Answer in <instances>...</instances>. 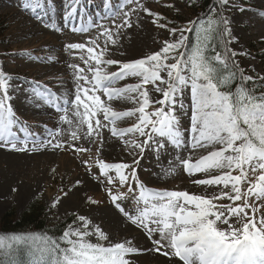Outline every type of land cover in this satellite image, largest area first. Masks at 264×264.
Returning a JSON list of instances; mask_svg holds the SVG:
<instances>
[{
	"label": "rangeland",
	"instance_id": "rangeland-1",
	"mask_svg": "<svg viewBox=\"0 0 264 264\" xmlns=\"http://www.w3.org/2000/svg\"><path fill=\"white\" fill-rule=\"evenodd\" d=\"M108 1L109 4L106 5L107 0H79L75 4L73 0H42L44 6L33 13L23 7L24 0H0V23L4 22L5 25L0 32V71L13 78L8 82V103L18 121L15 125L18 137L21 141L26 140L29 147L26 152L0 148V216L13 209L19 217L31 202L39 200L47 208L48 225H55L75 216L76 221L65 231L69 228H82L83 224L77 217H85L90 221L88 230L99 226L108 235L110 242L132 241L131 246L138 251L127 257L130 264H181L176 258L168 259L149 251L154 247L152 240L160 239L159 234H154L149 239L145 231L133 225L119 211L108 191L111 189L112 194H125L126 198L118 201V204L126 213L134 216L138 208L137 197L141 192V184L148 190L186 191L202 196H212L222 190L193 183L194 180L205 179L209 175H220L221 170L210 174L189 175L183 163L185 160L195 163L220 147L191 146L190 89L184 87L176 98L175 115L182 140L180 146L165 143L161 148L158 143H151L145 145L141 152L125 141L141 143L146 137L131 133L124 137L113 136L112 124L103 120L102 116L99 118L105 126L98 130L99 135L94 134L93 139H88L85 135L87 126H82L79 118L73 114L75 108L72 103L76 89L81 85L89 86L85 81L77 79V69L72 66L83 69L82 75L90 80L92 73L84 62L88 54L86 51L70 50L66 46L80 43L86 47H95L97 54L105 52L104 59L121 63L145 58L159 52L165 41H175L177 37L170 36L169 29L191 28L198 19L200 11L195 14L194 10L201 4V0H139L147 9L164 17L156 24L153 23L154 17L148 16L136 0ZM217 2L214 14L221 13L228 21L224 25L230 30L226 35L228 51L236 53L235 63L245 76L263 82L260 78L264 77V69L259 57H264V0H228L227 5L221 4L220 0ZM70 4L76 8V12L66 21L64 17ZM97 4L100 7L106 6L104 11L107 9L109 13H97ZM85 5L92 9L87 12V8L85 11L83 8L81 12L79 7ZM94 6L96 8L93 9ZM125 21L131 23L132 27L129 28ZM141 23L147 29V45L140 41L126 42L131 29L137 28ZM158 24H165L167 27L160 28ZM50 25H55V28ZM73 28L85 30L74 32ZM105 29L111 32L116 43H111L107 36L101 35ZM92 41H96V45ZM82 56L84 59H81ZM128 58L134 60L130 61ZM89 63L95 67L94 60ZM101 67L106 68L108 73L119 71L118 65ZM138 82V78L129 77L117 81L113 86L122 88ZM147 87L152 101L162 99L161 95L153 91L152 85ZM36 91L47 98L40 99L35 95ZM261 92H264V85L261 86ZM102 99L117 112L134 110L138 106L130 100L108 101L104 96ZM180 103H183L182 108L179 107ZM153 110L154 108L148 109ZM65 115L72 121L71 124L64 122L62 117ZM136 122L137 117H127L116 121L115 127L124 129ZM73 132H76L79 139H73ZM49 140L52 144H61L62 148L53 149L51 144H47ZM76 148L90 150L77 152ZM134 159L139 161L134 164L136 180L130 179L128 185L124 186L118 180L109 185L98 166L99 161L133 164ZM236 174L238 173L233 172V175ZM109 175L115 177L116 174L110 171ZM250 178L254 182L251 172ZM129 185L133 188L132 192L128 190ZM247 188L248 184L242 183V192L247 191ZM90 200L96 203H90ZM56 201L58 203L53 207ZM222 203L231 202L226 200ZM236 203L242 205L243 200ZM249 203L260 207L264 205V200L257 202L253 197L249 199ZM258 215H264V208H261ZM232 223L235 224V220ZM88 239L97 243L95 236ZM103 243L107 244L108 241Z\"/></svg>",
	"mask_w": 264,
	"mask_h": 264
},
{
	"label": "snow or ice",
	"instance_id": "snow-or-ice-1",
	"mask_svg": "<svg viewBox=\"0 0 264 264\" xmlns=\"http://www.w3.org/2000/svg\"><path fill=\"white\" fill-rule=\"evenodd\" d=\"M136 2L148 16L154 17V24L164 19L140 4L139 0ZM73 3H79V0H73ZM220 3L227 5L228 0H220ZM43 6L42 0L23 2V7L33 13ZM75 12L76 8L70 4L64 19L69 20ZM218 16L219 21L212 19L205 26L200 45L189 55L183 49L187 41L185 33L191 31V28L169 29L170 36L177 37L175 41H165L159 52L131 62L106 60L104 51L97 54L95 47H86L85 44L67 45L70 50L87 52L88 58L84 59L82 56L81 59H84L92 73L89 80L82 75L83 69L72 66L77 69V79L89 85H81L76 89L72 102L75 108L73 114L79 118L82 126H87L85 135L88 139H93L94 134L99 135L98 130L105 126L99 118L102 116L103 120L112 124L113 136L124 137L131 133L146 137L141 143L125 141L141 152L145 145L151 143H158L161 148L165 143L180 146L182 140L175 115L176 98L184 87L189 88L192 112L189 131L193 140L191 146L220 147L195 163L190 160L183 163L189 175L210 174L221 170L220 175H209L208 178L194 180L193 183L222 190L212 196H202L186 191L148 190L141 184V192L137 197L138 208L134 216L126 213L118 204V201L126 198L125 194H112L111 189L108 194L119 211L133 225L145 231L149 239L154 234H159V240H152L154 247L149 249L151 252L168 259L176 258L181 264H264V215H258L264 205L257 207L249 203V199L253 197L257 202L264 200V92L257 94V88L248 87L253 77L245 76L243 70L224 75L229 62L234 68H239L234 60L236 53L229 50L224 56L219 53L212 56L207 54L211 47L210 38L215 39L216 25L228 23L221 13ZM125 24L132 27L128 21ZM158 26L167 27L165 24ZM50 27L55 28V25ZM84 30L72 29L74 32ZM229 32L225 27L221 34L228 35ZM101 35L107 36L111 43H116L108 29ZM91 43L96 45V41ZM93 60L95 67L89 63ZM169 60L173 62L168 63ZM101 65H118L119 71L108 73ZM237 75L240 79L236 88L222 91L221 88L230 84ZM129 77H136L139 82L122 88L113 86L117 81ZM12 79L0 71V148L26 152L29 151L28 142L19 139L15 130L18 121L8 103V82ZM260 79L264 81V77ZM148 85H152L153 91L161 95L162 99L152 101ZM35 95L40 99L47 98L40 91H36ZM102 96L108 101L130 100L138 106L134 110L117 112ZM65 104L68 102L65 101ZM179 107L182 108L183 103ZM149 108L154 110L148 111ZM134 116L137 117L134 125L124 129L115 127L116 121ZM62 119L65 123H72L66 115ZM72 137L74 140L79 139L76 132L72 133ZM47 144H51L53 149L62 148L61 144H52L51 140ZM47 144L44 146L47 147ZM89 150L75 149L77 152ZM138 162L135 159L133 164L99 161L98 166L109 185L118 180L124 186L128 185L130 179L136 180L134 164ZM110 171L115 172V177L109 175ZM233 172L238 174L233 175ZM250 172L254 182L250 178ZM242 183L248 184L247 191L242 192ZM128 190L133 191L131 185ZM226 200L231 203H222ZM241 200L242 205L236 203ZM56 203L58 201L52 206L55 207ZM90 203L96 201L90 200ZM249 212L252 214L249 215ZM77 219L82 222L83 227L69 228L58 239L46 234H0V264H130L127 257L138 251L131 246L132 241L112 243L99 226L89 231L90 221L85 217ZM233 220L235 224L232 223ZM92 236L96 237L97 243L88 239ZM105 241L108 243H103Z\"/></svg>",
	"mask_w": 264,
	"mask_h": 264
},
{
	"label": "trees",
	"instance_id": "trees-1",
	"mask_svg": "<svg viewBox=\"0 0 264 264\" xmlns=\"http://www.w3.org/2000/svg\"><path fill=\"white\" fill-rule=\"evenodd\" d=\"M217 4V0H201V4L194 10L195 14H198V10L200 13L197 15L198 19L191 25L192 30L188 31L186 46L184 49L186 55L191 54L193 49L200 45L201 38L205 32V26L208 22L212 19L219 21V16L213 12L217 7ZM3 23H0V32L5 28ZM224 29L225 26L223 24L218 23L216 25V32L214 33L215 39L210 38L211 47L208 49L207 53L209 56L215 55L216 53L224 56L228 53L226 35L221 34ZM259 59L261 60L264 69V57H259ZM232 71L239 72L240 68H234L233 64L229 62L227 71H224V75L228 76ZM239 79L240 77L237 75L230 84L221 88V90H234ZM263 83L264 81L260 82L253 80L252 82H249L248 87H255L258 92L261 90ZM46 217L47 208L39 200H34L19 217L16 216L13 209L0 216V234H46L58 239L68 226L76 221L75 216H70L58 224L48 225L46 223Z\"/></svg>",
	"mask_w": 264,
	"mask_h": 264
},
{
	"label": "bare ground",
	"instance_id": "bare-ground-1",
	"mask_svg": "<svg viewBox=\"0 0 264 264\" xmlns=\"http://www.w3.org/2000/svg\"><path fill=\"white\" fill-rule=\"evenodd\" d=\"M82 10H83V8H82ZM109 16H110V14H109ZM147 37H148L147 29L141 23L137 28L131 29V31L128 34L127 39H125V41L126 42H131V41L137 42V41H140V42H142V43L147 45ZM128 60L131 61V60H134V58H128ZM128 60H126V61H128ZM50 80L52 81L53 78L50 79ZM55 85H59V84H55ZM162 258L160 260L164 261L163 259H165V257L163 259Z\"/></svg>",
	"mask_w": 264,
	"mask_h": 264
}]
</instances>
